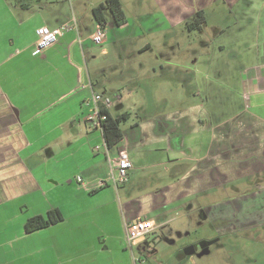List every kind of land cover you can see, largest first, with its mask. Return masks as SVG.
I'll return each instance as SVG.
<instances>
[{
  "label": "crops",
  "instance_id": "obj_1",
  "mask_svg": "<svg viewBox=\"0 0 264 264\" xmlns=\"http://www.w3.org/2000/svg\"><path fill=\"white\" fill-rule=\"evenodd\" d=\"M15 1L0 0V264H134L135 252L124 255L129 248L125 223L154 220L158 227L155 234L166 224L163 214L174 200L168 199L175 190L185 197L205 193L228 180L256 175V171L264 178V149L257 150L253 141L254 147L238 148L233 136L243 129L248 138L260 142L264 138V0H153L161 11L156 16L169 27L186 24L198 11L207 19L209 9H226L232 24L216 29L213 39L221 43L222 54L232 44L236 55L229 67L231 77L222 80L217 89L206 84L205 97L203 91H197L202 92L201 103L188 102L180 111L156 113L133 120L126 130L121 127L123 139L115 146L116 151L108 150L109 155L127 151L133 164L131 172L147 165L167 169L171 165L174 180L119 204L104 187L87 198L96 206L88 211L80 191H99L100 180L109 177V166L103 134L88 120L91 113L87 102L92 92L113 97L110 114H126L129 121L124 104L129 101L137 106L139 98L123 89L112 94L106 88L97 90L87 72L84 77L83 54L76 46L81 42L79 21L74 15L65 19L68 10L60 0L29 3V9ZM74 18L76 26L72 23L56 44L33 54L38 28L55 29ZM150 48L148 44L139 52ZM214 71L213 75L221 79L219 70ZM193 72L196 77L197 71ZM113 107L120 109L117 115ZM217 138L234 143L226 147L228 154L219 144L209 158V148ZM80 142L83 146L75 147ZM97 146L100 151H95ZM232 166L255 172L224 173ZM78 177L87 182L88 190L79 185L81 190L77 187L76 195L74 190L64 191V185L77 183ZM157 180L152 177L150 182ZM198 185L204 187L197 190ZM53 208L63 214L62 222L32 233L25 231L29 218L45 217ZM146 241L134 247L145 253L150 249ZM187 253L180 264L188 260Z\"/></svg>",
  "mask_w": 264,
  "mask_h": 264
},
{
  "label": "rangeland",
  "instance_id": "obj_2",
  "mask_svg": "<svg viewBox=\"0 0 264 264\" xmlns=\"http://www.w3.org/2000/svg\"><path fill=\"white\" fill-rule=\"evenodd\" d=\"M104 1L60 0L59 2L68 10L65 19H70L74 15L79 21L81 42L76 43V46L81 49L84 57L80 56L84 77L88 73L97 90L103 91L106 88L108 93L112 94L123 89L139 98L137 106L129 101L124 104L130 116L129 121L121 124L125 130L130 128L133 120L154 116L156 113L177 112L188 102L201 103L202 92L197 91H203L205 97L206 84L213 85L217 89V85L220 86L222 80L227 76L231 77L229 67L233 65L232 61L236 55L232 44H228V52L222 54L218 47L221 43L213 39L216 29H227L226 25L232 24L226 9L225 11L221 9L224 12L209 9L206 12L207 24H204L201 30H189L186 24L169 27L160 21L156 13L161 11L153 0H121L125 22L128 25L120 29L108 23L103 28L105 34L103 43L97 45L90 38L97 24L91 9ZM148 44L151 46L150 49L139 52ZM214 69H218L222 74L221 79L213 75L216 72ZM193 70L198 73L196 77L194 72L192 73ZM193 93L196 95L194 96ZM122 95L124 96V91ZM111 99L115 101V98ZM112 112L117 115L120 109L113 107ZM65 126L64 124L63 129ZM65 132L69 133L67 130ZM233 136L238 148L249 149L254 147L253 143L256 142L257 150L264 149V138L261 142L259 139L248 138L243 129L238 130ZM233 143L231 140L217 138L216 143L211 144L213 147L209 148V158L213 157L210 155L211 152L212 155L216 153L219 144L224 146V152L228 154L229 150L226 147ZM81 146H83L82 142L75 145V147ZM116 149L113 148V151ZM255 156L252 155L251 158ZM215 158L221 159L220 156ZM169 168L149 165L139 167L134 172H129L131 185H120L117 189L109 185L103 190L108 196L115 197L118 204L124 203L127 197L155 191L170 184L176 173L171 165ZM253 172L236 170L232 166L228 169L226 167L224 173L241 175ZM255 173L256 175L244 179L225 181V184L209 189L205 193L199 191L181 197L175 190L168 199L174 197V200L163 214V221L166 224L162 225L155 234L147 236L150 249L143 253L139 247H129L128 254L124 255L128 256L131 252H135L137 257L145 258L147 264H180V259L187 252L189 258L182 264H264V232L261 230L264 229V178H261L259 171ZM152 177L158 180L150 182ZM77 187L79 188V184L74 181L69 186L66 183L64 191L72 193L74 190L76 195ZM202 187L204 185H198L196 189ZM101 189L88 194L79 188L82 196L80 198L87 202L83 206L87 207L84 208L86 211L96 207L94 200L87 198L102 192ZM125 189L128 191L127 195ZM104 199L106 200V197ZM221 217L230 220L231 227L247 226V228L238 229L234 234L219 235V228H224L219 223L222 221H219ZM113 222L115 223V219ZM251 223L256 224V228L248 227ZM252 228L262 232L259 240L257 237V240L254 239L255 233ZM246 232H249L248 237ZM193 245L196 248L192 251L190 247Z\"/></svg>",
  "mask_w": 264,
  "mask_h": 264
},
{
  "label": "built area",
  "instance_id": "obj_3",
  "mask_svg": "<svg viewBox=\"0 0 264 264\" xmlns=\"http://www.w3.org/2000/svg\"><path fill=\"white\" fill-rule=\"evenodd\" d=\"M71 1V0H69ZM73 26H76L75 18L73 21L63 24L55 29H50L47 26H42L36 30L37 38L34 46V55L42 53L44 50L56 44L64 32L69 30ZM103 26L97 24L95 31L91 35V40L100 45L105 38ZM118 98V97H117ZM90 110L88 116L89 122L102 132V122L107 118L104 111H108L114 102L110 97L96 92H92L90 100L87 102ZM103 148L106 152V160L109 166V177L105 180H100L98 188H104L109 185L114 188H118L120 185H125L129 182V172L133 168V164L130 155L127 151H120L116 156H111L108 153V147L104 141ZM100 146L95 148V151H100ZM77 183L85 190H88V184L82 178H77ZM156 222L154 220H139L135 222L125 223V240L128 247H134L137 244L145 241L147 236L152 234L157 229ZM134 264H147L145 258H140L133 255Z\"/></svg>",
  "mask_w": 264,
  "mask_h": 264
},
{
  "label": "trees",
  "instance_id": "obj_4",
  "mask_svg": "<svg viewBox=\"0 0 264 264\" xmlns=\"http://www.w3.org/2000/svg\"><path fill=\"white\" fill-rule=\"evenodd\" d=\"M38 3L40 0H16L15 3L24 9H29V3ZM28 3V4H27ZM92 14L96 22L103 27L108 23L112 26L120 27L126 23L125 12L121 0H105L92 8ZM206 24V19L203 11H198L195 15L186 22V27L189 30L202 29ZM144 50V49H143ZM107 118L102 122V134L108 149L114 148L123 139V131L121 123L126 121L128 116L125 114L119 117H113L109 110L104 111ZM64 220V216L58 208H53L48 211L45 217L34 216L29 218L25 223V231L32 233L51 225L57 224ZM145 244H148L146 241Z\"/></svg>",
  "mask_w": 264,
  "mask_h": 264
},
{
  "label": "flooded vegetation",
  "instance_id": "obj_5",
  "mask_svg": "<svg viewBox=\"0 0 264 264\" xmlns=\"http://www.w3.org/2000/svg\"><path fill=\"white\" fill-rule=\"evenodd\" d=\"M220 223V225H222V227L224 226V228H222L223 230H224V232H219L218 234L219 235H225V234H234V231H236V230H238V229H245V228H247V226H242L241 228H239L238 226V228L237 227H231L230 226V223H231V221L230 220H222V221H220L219 222ZM256 224H249L248 225V227L249 226H253L254 228H256V226H255ZM219 228V227H218ZM254 228H252L251 230H253L254 231V239H256L257 240V238H258V240L260 239V236L262 235V232L259 230V231H256V229H254ZM219 229H221V227L219 228ZM263 232H264V229H261ZM248 235H249V232H246V236L248 237ZM257 237V238H256ZM190 248H192L191 250L193 251V249L194 248H196V247H190Z\"/></svg>",
  "mask_w": 264,
  "mask_h": 264
},
{
  "label": "water",
  "instance_id": "obj_6",
  "mask_svg": "<svg viewBox=\"0 0 264 264\" xmlns=\"http://www.w3.org/2000/svg\"><path fill=\"white\" fill-rule=\"evenodd\" d=\"M17 113V111H15Z\"/></svg>",
  "mask_w": 264,
  "mask_h": 264
}]
</instances>
